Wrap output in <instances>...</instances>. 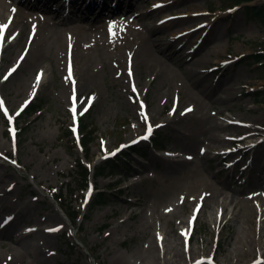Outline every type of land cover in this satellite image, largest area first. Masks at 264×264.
Wrapping results in <instances>:
<instances>
[{"label": "rangeland", "instance_id": "374dc122", "mask_svg": "<svg viewBox=\"0 0 264 264\" xmlns=\"http://www.w3.org/2000/svg\"><path fill=\"white\" fill-rule=\"evenodd\" d=\"M140 1L145 10H151L157 0ZM121 2L119 12L126 10L125 1ZM262 2L264 0L240 4L221 0H162L156 4L168 3L165 8L152 11L142 19L144 34L154 28L153 37L164 43L165 51L172 52L181 45H184L183 52L188 48L197 49L196 83L200 88L206 87L203 92H199L195 76L182 73L185 65H181L189 56L186 53L181 59L177 57L172 64L173 74L164 86L156 85L155 91L148 86V77H142V84L123 75L124 61L120 56L121 64H118L117 56L121 53L124 56L125 46L141 41L138 20L132 21L125 32L118 31L115 37L109 23L98 26L101 21L96 20V13L89 15L84 28L71 27L74 22L65 21L61 28L67 38L74 39L86 32L88 37L82 43L86 47L73 51L72 63H68L64 55L57 58L55 47L45 51L53 53L55 58L49 63L43 55L35 71L28 72L30 76L33 71L36 76L40 74L39 82L32 87L33 95L24 91L15 93V87H23L19 84L24 76L23 68L9 77L15 50H6L0 68V84L10 79L0 88V95L14 118L18 136L14 143L0 117V174L14 187L8 197L14 201L15 210L26 215L18 220L16 233L32 230L24 239H36L41 258L33 253L21 260L16 248L12 261L11 255L3 260L1 257L8 252L5 247L10 242L0 236L5 242L0 245V264H95V260L99 264H149L147 257L131 253L153 234L159 236L161 247L155 264H188L201 256L214 257L223 264H245L258 256L264 259V143L259 145L264 134L246 141L254 144L255 150L248 156L250 167L244 176H240V172L237 175L233 171H222L210 154L211 148L245 137L250 132L246 126L264 130V79L258 78L259 63H252V56L260 53L257 43L264 40V27L248 18L244 11L246 4ZM13 4L22 6L20 0H14ZM179 10L192 16L177 20ZM49 14L54 16L52 10ZM12 15V11L7 12L9 18ZM34 17V14L26 15L27 26L32 29L35 23L42 28L53 21L39 17L36 21ZM80 20L77 17V22ZM93 24L97 25L94 30L89 28ZM197 29L200 31L192 34ZM173 35L178 41L166 50ZM83 52L89 53L97 69L89 71L92 81L88 83L95 88L80 90L77 109L79 125L82 123L91 131L86 158L80 146L72 148L66 138L60 139L61 131L72 128L76 120V113L71 111V84L64 88L60 77L67 76L66 69L75 63V76L79 78L78 66L85 62ZM10 89L12 92H8ZM30 96L39 102V111L32 115L21 113ZM142 96L146 101V115L141 112ZM187 106L193 111L180 115ZM223 118H231L239 127L218 130L220 139L214 140L206 129L215 122L222 123ZM168 121H172L171 125L165 126ZM147 123H152L157 129L156 135L163 138L162 151L154 150L148 142L144 158L133 153L124 158L125 163H118L115 172L110 173L108 167L99 177L92 172L89 187L93 183L95 187L91 196L86 195L84 188L78 190L77 182L71 180L77 156L100 168L119 143L141 135ZM163 156H177L176 159L189 162L171 160L170 169L164 170L160 163ZM135 168L139 172L127 173ZM228 174L234 179L224 187V195H227L224 202L220 197L202 206L190 200L194 193L219 187ZM257 179L259 186L254 185ZM233 187L237 191L230 190ZM99 191L106 193L107 202L91 208V201ZM54 192L60 193L72 209H82V216L76 221L79 232L74 239L70 237L74 230L68 217L52 197ZM130 201L137 204L130 205ZM131 210L132 217L129 216ZM56 212L63 220H53L52 214ZM3 215L11 216V212L4 210ZM181 218L187 220L184 225H178L184 230L182 239L163 238V231ZM39 227L42 229L38 230ZM187 246L193 247L195 252L189 256L184 254L181 260L173 257L175 247L181 253ZM45 250L50 254L47 258L43 255Z\"/></svg>", "mask_w": 264, "mask_h": 264}, {"label": "bare ground", "instance_id": "6f19581e", "mask_svg": "<svg viewBox=\"0 0 264 264\" xmlns=\"http://www.w3.org/2000/svg\"><path fill=\"white\" fill-rule=\"evenodd\" d=\"M14 0H0V24L8 25V27L4 30L3 34L0 35V68L2 66V61L4 58V52L9 49V52L13 49L15 50V56H14V67L10 71V78L15 74L20 68H23L24 76L22 77L19 84L21 86H17L14 88L15 93L18 95L21 91H24L27 95H33L34 88L37 84V76L34 75V71L36 69V64L40 63L43 55H45V59L47 61L52 62L55 58L53 53H46L45 51L50 50L51 48L55 47L56 50H58L57 58H61V56L65 60H69L71 63L74 61V53L78 47H86V44H82L86 41L88 35L86 32H83L80 36L73 38H67L66 33L63 32V25L66 21L67 23L74 22V25L71 27H80L84 28L86 27V19H81L79 22H77L78 16H65L62 17L60 14L54 15L53 21H47L48 23L40 28L39 24L35 23L33 27L34 29L27 26L26 21V15L34 14V20H36L37 17L41 19H48L49 17L44 14L40 13L38 10H36V7L34 6V3L28 1V0H22V6L13 4ZM60 1V0H58ZM162 0H157L153 2V7L151 10H145L144 6H142V2L140 0H127L125 3V11H116L111 12V14L107 17H105L104 12L101 10L97 16L96 20L101 21V23L98 26H102L103 23H109L111 26V31L114 32L113 36L115 37L116 34H118V31H124L128 26L131 25L132 21L138 20L139 26L137 27L140 31L141 35V41L136 45L129 44L128 46H125V53L118 54L117 56V63H120V56L122 60L124 61L125 65V72L123 75L130 76L131 79L135 81L138 80V82H142V77H148V86L151 87L153 91H155L158 87L157 86H164V84L167 83L170 76L173 74L172 72V64L178 59L185 57L186 54H188V59H186L183 64L185 65V69L182 71V73H187L190 76H195L197 74V70L195 68V61L194 57L197 53V49H191L188 48L186 52H183V46H179V48H176L172 52L165 51L163 46L164 43H161L159 39L154 38L155 29L153 28L151 31L147 29V34H144L143 30V23H141L142 19L147 15L149 16L152 14V11H159L165 8L167 5H156V3H159ZM27 6V9H25ZM159 6V7H158ZM104 8V7H103ZM97 10L99 8H96ZM12 11L13 15L12 17L7 16V12ZM179 10L177 20H185L186 18L192 16L191 14L182 12ZM159 19V18H158ZM37 21V20H36ZM97 25L93 24L92 27H89L90 29L94 30ZM16 28H19L16 34H14L12 40L11 39L13 32ZM88 28V29H89ZM200 30L197 29L192 34H196V32H199ZM178 41V38L173 35L171 41L166 44V50L168 47H172L174 44H176ZM16 48V49H15ZM64 49V53L62 54ZM46 53V54H44ZM186 53V54H184ZM115 57V56H113ZM82 58L85 60L84 63L80 64L78 66V70L81 69V74H79V78L74 76L73 78H69L68 76L61 75L60 80L64 86V88L68 87V85L72 82L75 85V91L77 92V95L80 96V90L86 89V87L89 88H95L93 85H89L88 81H92L90 69L97 70L96 64L90 57L89 53H82ZM193 58V60H192ZM115 61V62H116ZM57 67L60 68V61H57ZM35 68V69H34ZM134 68V70H133ZM32 75L30 76L29 73L31 70H33ZM123 71V69H122ZM25 72H29L28 74ZM73 72H76V65L73 63ZM144 73V75H143ZM76 74V73H75ZM53 76V75H52ZM7 78L8 80L10 78ZM6 79V80H7ZM80 81H79V80ZM5 80V81H6ZM198 80V77L195 78V83ZM4 81V82H5ZM129 81V80H128ZM155 81V82H154ZM3 83L0 84V88L3 87ZM45 82V81H44ZM43 82V83H44ZM152 82L154 84L152 85ZM142 84H144L142 82ZM197 84V83H196ZM157 85V86H156ZM170 85H168L169 87ZM199 84H197V87ZM199 92L206 91V87L200 88L198 87ZM1 91V90H0ZM8 92H12V89L8 90ZM73 93V92H72ZM98 95V94H97ZM190 95V94H188ZM202 96V95H201ZM144 96H142L141 101L146 103V101L143 99ZM224 97L221 99L223 100ZM79 101V98H78ZM82 102V100H81ZM152 111V108L150 109ZM192 107H186L183 108L179 113L180 115H186L192 112ZM77 115V114H76ZM149 116L151 114H148ZM77 119V118H76ZM172 121H168L165 123V126H170ZM234 122L231 120V118H223L222 123L215 122L211 124L207 131L211 132L212 138L214 140L220 139V135L218 134V130L226 129L227 127H239L236 125H233ZM250 132L245 135V138L250 139L258 134H260V131H264L263 129H259L256 127H245ZM181 138V137H180ZM246 140V141H247ZM183 145H187L185 143H181ZM261 145V144H259ZM186 148V147H185ZM183 148V149H185ZM221 152V151H219ZM198 153L202 156L203 153L199 150ZM173 158V156H163L160 158V163L163 165L164 170H169L170 165L168 163L173 161H177L180 163H186L189 162L188 160L184 159H176ZM179 170V168H177ZM138 169H131L127 173H134L136 174ZM3 173H5V170H3ZM233 175L228 174L227 178L222 180L220 182L219 187H213L208 188L207 191L204 192H197L192 194L190 200L196 201L198 203H201V205H205L206 201L209 200L210 202H215L220 197H222V201L224 202V198L227 197V195H224V187L230 185L233 183ZM10 181H6L4 174H0V236L2 239H6L10 242L9 245H6L5 249L8 252H5L4 257L2 255L1 258L8 259L12 256L11 260L14 258V250L16 249L19 253L18 255L21 257L19 259H23L26 256H29L30 254L35 253V255L39 258H41V248L38 243H36V239L32 238L26 241L24 238L26 236H29L33 233L32 230H26L17 232L18 229V220L24 218L26 216L21 211H16L14 206V201L9 200L8 194L13 191V186L9 185ZM254 185L259 186L260 182L259 180L254 181ZM232 191H237L235 187L231 188ZM193 192V190H192ZM234 200V197H231V201ZM137 204L135 201H130V205ZM4 210H9L11 212V216H4L3 212ZM264 213V209L262 211ZM129 216H134L133 210L129 212ZM53 220H63V216L60 214L53 213L52 214ZM187 223V220L185 218H181L178 220L173 227H171L169 230L163 231L164 237L167 238L168 236L173 237L176 240H181L184 236V230L179 228V224ZM41 223L39 222L38 225ZM42 227H39L38 230H41ZM44 229V228H43ZM0 237V245L2 246L5 242L2 241ZM149 239L143 244L140 248H135L132 250L131 255L138 252L140 256H145L148 259L149 264L156 263V259L160 256L161 247L159 245L158 238L159 236L156 234H153L152 236H148ZM181 243V241H180ZM183 243V242H182ZM15 244V246H14ZM174 249V248H171ZM11 251V253H9ZM46 251V250H45ZM43 251V255L47 258L49 256L48 251ZM194 248L187 246L186 250H183L181 253L180 251L175 247L173 250V257L177 258L178 260H181V257L183 258L184 254L185 256H189L192 253H194ZM45 253V254H44ZM11 255V256H9ZM47 255V256H46ZM125 264H133L131 262H127Z\"/></svg>", "mask_w": 264, "mask_h": 264}, {"label": "trees", "instance_id": "16d2710c", "mask_svg": "<svg viewBox=\"0 0 264 264\" xmlns=\"http://www.w3.org/2000/svg\"><path fill=\"white\" fill-rule=\"evenodd\" d=\"M223 2H230V3H236V2H248L251 0H221ZM245 14L248 18H251L255 20L256 22L260 23L264 27V2L260 4H253V5H245L244 6ZM258 44V51L260 53L254 54L252 56L253 61L252 63L260 62V64L256 67L258 69V78L264 79V40ZM259 101V100H256ZM39 102H31L30 105L26 108L25 112L27 114H31L37 111L39 108ZM83 127V128H82ZM70 130H62L60 133V139L66 138L69 142L72 148L76 146V143L72 137H70ZM91 131L87 130L85 126H81V145L84 150H86L89 141L91 139L90 137ZM158 139H155V142H157ZM121 157H117L115 159H109L105 162L103 166L100 168L95 169V175L98 176L103 172V169L105 167H108L110 170L109 172H115V169L118 167L119 162L121 161ZM90 170L88 167L82 162L80 158H76L75 162V168L71 173V180L77 182V188H84L87 184V181L89 179ZM60 207L63 209V211L66 213V215L69 217V219L72 221V224L77 227L76 221L78 216L81 214V212L76 211L69 207L64 200L62 199L61 194H54L53 195ZM107 202L106 193L104 191H99L95 194L92 202H91V208L101 205ZM79 229V227H78ZM99 264V262L97 263Z\"/></svg>", "mask_w": 264, "mask_h": 264}, {"label": "snow or ice", "instance_id": "6c2138e0", "mask_svg": "<svg viewBox=\"0 0 264 264\" xmlns=\"http://www.w3.org/2000/svg\"><path fill=\"white\" fill-rule=\"evenodd\" d=\"M8 27V25L0 24V35L3 34L4 30ZM69 76H71V66H69ZM40 80V74L37 75V83ZM0 108H3V103L0 102ZM86 110V109H85ZM73 111H75V108H73ZM151 131V129H149ZM146 138V137H145Z\"/></svg>", "mask_w": 264, "mask_h": 264}]
</instances>
